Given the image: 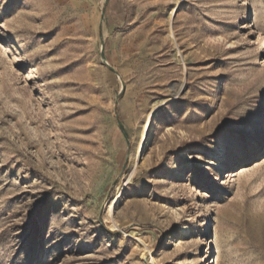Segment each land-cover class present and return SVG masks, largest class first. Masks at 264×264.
Returning a JSON list of instances; mask_svg holds the SVG:
<instances>
[{
	"label": "rangeland",
	"instance_id": "rangeland-1",
	"mask_svg": "<svg viewBox=\"0 0 264 264\" xmlns=\"http://www.w3.org/2000/svg\"><path fill=\"white\" fill-rule=\"evenodd\" d=\"M177 1L0 0V264H264V0Z\"/></svg>",
	"mask_w": 264,
	"mask_h": 264
},
{
	"label": "bare ground",
	"instance_id": "bare-ground-1",
	"mask_svg": "<svg viewBox=\"0 0 264 264\" xmlns=\"http://www.w3.org/2000/svg\"><path fill=\"white\" fill-rule=\"evenodd\" d=\"M177 7L181 5V1L176 2ZM151 124V114L146 118L145 124L140 128V131L138 133V137L136 139V144L134 146L133 152H132V158L136 161L138 160L143 150L145 149L147 145V140L149 137V127ZM241 171V169H239ZM120 198V192H118L114 198L109 202L107 206V213L111 217L113 210H114V203Z\"/></svg>",
	"mask_w": 264,
	"mask_h": 264
}]
</instances>
